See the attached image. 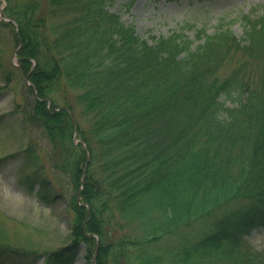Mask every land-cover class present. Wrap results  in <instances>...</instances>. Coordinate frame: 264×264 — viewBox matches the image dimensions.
Segmentation results:
<instances>
[{
    "label": "trees",
    "instance_id": "obj_1",
    "mask_svg": "<svg viewBox=\"0 0 264 264\" xmlns=\"http://www.w3.org/2000/svg\"><path fill=\"white\" fill-rule=\"evenodd\" d=\"M4 1L27 120L74 187L69 244L42 264L80 250L87 264H264L245 239L264 226V14L243 16L241 38L220 26L191 40L139 36L115 0ZM39 183L42 204L59 199ZM110 221L129 232L112 239Z\"/></svg>",
    "mask_w": 264,
    "mask_h": 264
},
{
    "label": "rangeland",
    "instance_id": "obj_2",
    "mask_svg": "<svg viewBox=\"0 0 264 264\" xmlns=\"http://www.w3.org/2000/svg\"><path fill=\"white\" fill-rule=\"evenodd\" d=\"M4 6L5 1L0 0V243L12 250H6L0 264H42L44 252L69 244L67 205L74 187L68 176L54 167L58 160L50 157L51 145L44 128L27 120L26 113L30 116L35 106V94L17 57V40L11 28L15 22L6 23L1 18ZM108 9L142 37L181 32L193 40L200 28L212 34L222 26L241 38L243 16L263 15L264 0H115ZM74 143H79L76 137ZM41 181L50 183L59 196L54 203L42 204L37 198ZM114 224L110 221L106 230L112 239L129 232ZM260 224L263 220L245 239L254 252L264 255V226ZM80 251L68 264L87 262Z\"/></svg>",
    "mask_w": 264,
    "mask_h": 264
},
{
    "label": "bare ground",
    "instance_id": "obj_3",
    "mask_svg": "<svg viewBox=\"0 0 264 264\" xmlns=\"http://www.w3.org/2000/svg\"><path fill=\"white\" fill-rule=\"evenodd\" d=\"M82 253V251H80Z\"/></svg>",
    "mask_w": 264,
    "mask_h": 264
}]
</instances>
